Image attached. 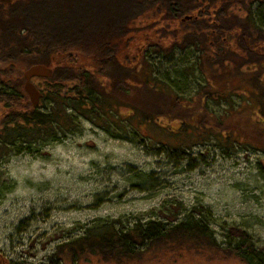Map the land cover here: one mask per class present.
Here are the masks:
<instances>
[{
    "label": "trees",
    "instance_id": "trees-1",
    "mask_svg": "<svg viewBox=\"0 0 264 264\" xmlns=\"http://www.w3.org/2000/svg\"><path fill=\"white\" fill-rule=\"evenodd\" d=\"M186 48L198 52L206 81L188 100L174 96L148 72L150 53L168 56ZM36 63L53 66L42 96L53 102L49 111L33 106L24 90L23 71ZM236 76L261 84L254 93L261 99L258 118L209 116L206 122L216 127L198 125L207 99L219 96L217 87ZM263 81L264 0H0V158L59 140V133L77 128L79 116L118 117L127 107L153 125L178 114L182 128L202 126L226 137L231 147L264 154ZM210 215L195 205L167 220H138L127 227L116 220L96 223L59 244L50 262L126 264L185 251H228L245 264H264V248L248 232L221 246ZM0 264L13 263L0 253Z\"/></svg>",
    "mask_w": 264,
    "mask_h": 264
},
{
    "label": "rangeland",
    "instance_id": "rangeland-1",
    "mask_svg": "<svg viewBox=\"0 0 264 264\" xmlns=\"http://www.w3.org/2000/svg\"><path fill=\"white\" fill-rule=\"evenodd\" d=\"M149 60L148 72L180 99L194 98L206 84L194 49L150 53ZM32 81L46 93V78ZM223 82L220 95L204 103L206 114L197 115L198 125L216 127L206 122L209 116L257 119L261 99L254 93L261 84L244 76ZM41 98L40 110L49 111L51 98ZM131 110L121 109L118 117L101 113L94 120L79 116L77 128L59 133V140L0 158V253L13 264H51L59 244L96 223L116 220L127 227L138 220H167L195 205L211 212L210 226L221 246L245 231L264 248V154L231 147L226 137L202 126L182 128L178 114L153 125ZM185 252L126 264H245L228 251Z\"/></svg>",
    "mask_w": 264,
    "mask_h": 264
},
{
    "label": "water",
    "instance_id": "water-1",
    "mask_svg": "<svg viewBox=\"0 0 264 264\" xmlns=\"http://www.w3.org/2000/svg\"><path fill=\"white\" fill-rule=\"evenodd\" d=\"M187 19L191 16H186ZM25 82L24 90L27 93L29 100L33 106H38L40 104L43 92L39 87L32 81L34 77L50 78L53 75V68L44 63H36L30 65L23 72Z\"/></svg>",
    "mask_w": 264,
    "mask_h": 264
},
{
    "label": "flooded vegetation",
    "instance_id": "flooded-vegetation-1",
    "mask_svg": "<svg viewBox=\"0 0 264 264\" xmlns=\"http://www.w3.org/2000/svg\"><path fill=\"white\" fill-rule=\"evenodd\" d=\"M38 78H41V77H38Z\"/></svg>",
    "mask_w": 264,
    "mask_h": 264
}]
</instances>
